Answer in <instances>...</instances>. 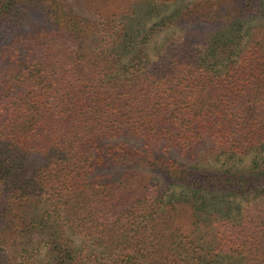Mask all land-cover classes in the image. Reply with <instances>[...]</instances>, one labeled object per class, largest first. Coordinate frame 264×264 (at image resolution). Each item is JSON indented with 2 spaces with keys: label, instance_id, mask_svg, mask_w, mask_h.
<instances>
[{
  "label": "trees",
  "instance_id": "trees-1",
  "mask_svg": "<svg viewBox=\"0 0 264 264\" xmlns=\"http://www.w3.org/2000/svg\"><path fill=\"white\" fill-rule=\"evenodd\" d=\"M0 264H264V0H0Z\"/></svg>",
  "mask_w": 264,
  "mask_h": 264
},
{
  "label": "rangeland",
  "instance_id": "rangeland-1",
  "mask_svg": "<svg viewBox=\"0 0 264 264\" xmlns=\"http://www.w3.org/2000/svg\"><path fill=\"white\" fill-rule=\"evenodd\" d=\"M151 24V23H150ZM180 31L178 30H173V31H163L159 34H157L153 40L151 41V44H150V51L152 53H154V51L161 47V45L166 41L167 38H170V37H177V36H180ZM250 161V157L246 156L244 157L243 159H238L237 162H235V160H231V164L234 165L236 167H242L243 165L247 164L248 162ZM229 163V164H230Z\"/></svg>",
  "mask_w": 264,
  "mask_h": 264
}]
</instances>
